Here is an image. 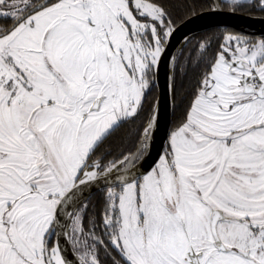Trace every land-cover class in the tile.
<instances>
[{
    "label": "snow or ice",
    "instance_id": "snow-or-ice-1",
    "mask_svg": "<svg viewBox=\"0 0 264 264\" xmlns=\"http://www.w3.org/2000/svg\"><path fill=\"white\" fill-rule=\"evenodd\" d=\"M179 30L167 0H0V264H264V34L185 36L175 55Z\"/></svg>",
    "mask_w": 264,
    "mask_h": 264
},
{
    "label": "water",
    "instance_id": "water-1",
    "mask_svg": "<svg viewBox=\"0 0 264 264\" xmlns=\"http://www.w3.org/2000/svg\"><path fill=\"white\" fill-rule=\"evenodd\" d=\"M187 21V23H185ZM179 31L174 40V48L172 49L173 54L181 46L178 41L187 36V38L192 35L217 28H230L239 33L249 34L254 36H260L264 34V19L250 16H243L240 14H231L228 11L221 12H202L191 16L178 24ZM171 75V65L165 60L160 67L159 72V85L160 87L156 89L157 97L159 96L161 90L166 86L168 79ZM172 120V105L170 97L168 100L161 104V120H160V130L157 133L156 139L151 150V159L144 165L145 168L149 167L157 155L161 152L162 145L165 143V136L167 131L170 129ZM94 194V193H93ZM62 248H64V254L70 256L74 259L69 244L62 243Z\"/></svg>",
    "mask_w": 264,
    "mask_h": 264
},
{
    "label": "trees",
    "instance_id": "trees-1",
    "mask_svg": "<svg viewBox=\"0 0 264 264\" xmlns=\"http://www.w3.org/2000/svg\"><path fill=\"white\" fill-rule=\"evenodd\" d=\"M208 0H167V6L170 8V10L173 13V17L177 20V23H181L187 18L191 17L189 15L191 9H195V13L198 14L200 12L208 10L207 8ZM225 30H211L199 34L192 35L188 38V40L191 41V43L187 46L186 51L190 50L197 41L201 40L204 37L212 38L215 42L216 37L222 35L225 33ZM229 32V31H228ZM181 47V46H180ZM179 47V48H180ZM178 48V49H179ZM175 55H179V51L177 50ZM193 80L191 77L188 76L184 79L182 86L178 84V92H177V106L176 109L179 108V105H181V97L187 94L192 87H193ZM156 96V91L153 94ZM175 109V110H176ZM172 125L175 120V112L173 111L172 107ZM143 119V117H141ZM139 121L137 123H129L125 124L117 133L114 134L112 140L110 141V149L113 153H118L122 149L129 148L132 146L134 140H135V131L138 127ZM101 198V193H95L91 196V205L95 206L93 208L94 211L98 210V202Z\"/></svg>",
    "mask_w": 264,
    "mask_h": 264
},
{
    "label": "flooded vegetation",
    "instance_id": "flooded-vegetation-1",
    "mask_svg": "<svg viewBox=\"0 0 264 264\" xmlns=\"http://www.w3.org/2000/svg\"><path fill=\"white\" fill-rule=\"evenodd\" d=\"M208 10H206V11H203V12H207ZM224 11H227V10H224ZM200 13H202V12H200ZM199 14V13H198ZM237 14H240V15H243V16H250V17H257V18H263L264 19V16H262L261 14H259V13H254V14H252V15H249L246 11H244V12H239V13H237ZM196 15V14H195ZM180 24V23H179ZM211 30H225L226 32H236V33H239V32H237V31H235V30H233V29H230V28H217V29H211ZM211 30H207V31H211ZM207 31H204V32H207ZM201 33H203V32H201ZM199 34V33H198ZM239 34H243V33H239ZM256 37H259V36H256ZM178 50V49H177ZM177 52V51H176ZM176 52H175V54H176ZM195 73L194 72H189V78L191 77V79L193 80V87H194V84H195ZM192 87V88H193ZM192 90V89H191ZM191 90L189 91V92H187V94H185L184 96H182L181 97V99H182V101L185 99V97H187L188 95H190V93H191ZM156 96H157V91H156ZM182 101H181V103H182ZM181 111H182V107H181V105H179V108L178 109H176L175 110V120H174V123H173V125H172V120H173V117H172V120H171V126H170V128L171 127H173L177 122H178V118H179V116H180V114H181ZM96 193H98V192H96ZM95 194V193H94ZM68 244H69V247H70V250H71V252H72V249H71V244H70V242H68ZM74 255V254H73Z\"/></svg>",
    "mask_w": 264,
    "mask_h": 264
}]
</instances>
